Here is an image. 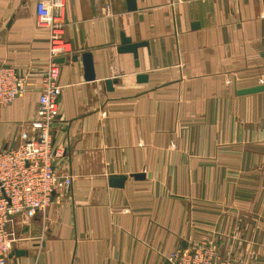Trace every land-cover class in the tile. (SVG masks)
<instances>
[{"label": "crops", "instance_id": "0c3cea01", "mask_svg": "<svg viewBox=\"0 0 264 264\" xmlns=\"http://www.w3.org/2000/svg\"><path fill=\"white\" fill-rule=\"evenodd\" d=\"M37 1L0 0V67L25 77L0 107V151L35 136L48 67ZM135 6L65 0L72 53L51 134L55 172L72 182L15 218L8 264H169L205 240L232 264H264V91L238 93L264 84V0ZM121 34L142 44L136 58L118 51Z\"/></svg>", "mask_w": 264, "mask_h": 264}, {"label": "built area", "instance_id": "2783aa9c", "mask_svg": "<svg viewBox=\"0 0 264 264\" xmlns=\"http://www.w3.org/2000/svg\"><path fill=\"white\" fill-rule=\"evenodd\" d=\"M36 24L48 33V67L39 74L40 90L35 118L30 122L35 136L21 145L0 151V264H8L17 235L15 218L45 210L53 194L70 187L72 176H59L54 161L62 150L53 147L52 124L58 115L61 88L55 60L70 56L72 49L63 37L65 0H38ZM25 90V77L12 68L0 67V107L13 102ZM211 240L191 249L170 253L169 264H230Z\"/></svg>", "mask_w": 264, "mask_h": 264}, {"label": "water", "instance_id": "95a60500", "mask_svg": "<svg viewBox=\"0 0 264 264\" xmlns=\"http://www.w3.org/2000/svg\"><path fill=\"white\" fill-rule=\"evenodd\" d=\"M127 3V9L128 11H132L136 9L135 6V0H126ZM121 46L119 47L118 51L120 52H129L132 53L133 56L136 58V49L139 46H142V44L140 43H131L129 38L124 37L123 34H121V41H120ZM75 58H73L74 60ZM57 63H62L64 62V58H58L55 60ZM82 61H83V65H84V71H85V78L87 80H93L94 75H93V70H92V62H91V56L89 53H83L82 54ZM138 79H146V76H139ZM114 82V81H113ZM111 84L112 81L107 80L106 81V85L108 89H111ZM264 91V84L262 85H258L252 88H247L244 90H240L238 93L239 94H249V93H257V92H261ZM134 177H140L139 174L138 175H134ZM115 179V178H112ZM120 180L119 185H121L122 181L125 179L123 176L118 178ZM121 187V186H120Z\"/></svg>", "mask_w": 264, "mask_h": 264}, {"label": "rangeland", "instance_id": "374dc122", "mask_svg": "<svg viewBox=\"0 0 264 264\" xmlns=\"http://www.w3.org/2000/svg\"><path fill=\"white\" fill-rule=\"evenodd\" d=\"M211 241H212V240H211ZM212 242H213V241H212ZM213 243H214V242H213ZM216 244H217V242H216ZM214 247H215V248H217V246H216V245H215ZM217 249H218V248H217ZM222 258H223V257H222ZM224 259H225V260H227L228 262H230V264H232V263H231V259H230V258H224Z\"/></svg>", "mask_w": 264, "mask_h": 264}]
</instances>
